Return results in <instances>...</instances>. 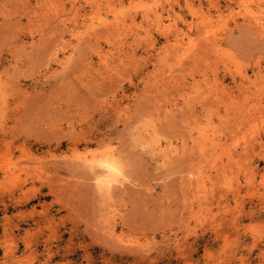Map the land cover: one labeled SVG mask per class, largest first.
I'll list each match as a JSON object with an SVG mask.
<instances>
[{"label": "rangeland", "instance_id": "obj_1", "mask_svg": "<svg viewBox=\"0 0 264 264\" xmlns=\"http://www.w3.org/2000/svg\"><path fill=\"white\" fill-rule=\"evenodd\" d=\"M0 264H264V0H0Z\"/></svg>", "mask_w": 264, "mask_h": 264}, {"label": "bare ground", "instance_id": "obj_2", "mask_svg": "<svg viewBox=\"0 0 264 264\" xmlns=\"http://www.w3.org/2000/svg\"><path fill=\"white\" fill-rule=\"evenodd\" d=\"M97 162H98V166L100 168H102V173H104V177H107V175H109V174L115 175V174H118L120 172L119 166L117 164H115L112 160H109V158H101ZM110 178H111V176H110ZM101 180L103 181V179H101Z\"/></svg>", "mask_w": 264, "mask_h": 264}]
</instances>
